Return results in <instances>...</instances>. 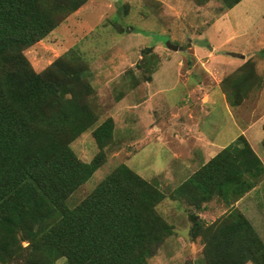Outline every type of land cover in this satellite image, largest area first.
Wrapping results in <instances>:
<instances>
[{"label":"trees","instance_id":"obj_1","mask_svg":"<svg viewBox=\"0 0 264 264\" xmlns=\"http://www.w3.org/2000/svg\"><path fill=\"white\" fill-rule=\"evenodd\" d=\"M86 1L0 0V264H147L173 233L156 209L166 196L198 209L214 191L204 184L217 185L220 196L233 189L237 199L264 172L239 135L173 192L164 193L121 163L69 207L67 198L104 162L114 121L107 117L95 125L99 150L80 161L70 143L97 122L88 99L94 88L82 75L88 64L68 50L35 71L24 51L54 29L61 14ZM218 1L231 8L240 0ZM142 60L135 66H144ZM255 82L260 75L248 59L221 86L229 103L238 105L241 90L250 91ZM189 218L191 238L202 244V264H264V241L240 211L208 225L195 213Z\"/></svg>","mask_w":264,"mask_h":264},{"label":"rangeland","instance_id":"obj_2","mask_svg":"<svg viewBox=\"0 0 264 264\" xmlns=\"http://www.w3.org/2000/svg\"><path fill=\"white\" fill-rule=\"evenodd\" d=\"M186 5L190 6L189 3ZM160 10V4L145 3L142 0H88L78 13L73 11L61 14L63 19L41 39L43 43H39V40L25 53L33 63L36 60L42 61L41 66L33 67L35 71H41L68 50L78 52L88 64V69L82 75L94 88V93L88 99L97 115V122L70 143L80 161H90L99 150L92 136L95 125L111 117L116 126L112 140L104 148V162L67 198L66 204L69 207L86 197L107 173L121 163L159 188L161 175L155 174L171 163L172 147L167 143L170 138L164 132H148V126L153 125L154 121L160 129L163 126L167 129V126L170 128L175 125L172 113L189 110L194 114V124L211 130L218 125L230 137L236 131L234 121L244 126L264 112V20L259 17L264 11V0H244L239 3L233 9L234 15L231 14L235 23L231 28H228L223 19H216L208 28L207 25L201 26L224 11L218 1L208 2L203 6L193 4L191 8L180 9L178 19L167 11L160 13L159 17L155 16ZM102 13L104 17L100 18ZM203 14L207 15L204 17ZM201 15L209 21L202 22ZM226 38H229L227 42ZM169 40L178 46L177 50L172 51L166 47ZM189 42L192 47H201L204 52L211 45H221L218 46L220 50L242 52L239 54L253 57L260 83L255 82L250 91L241 90V102L231 105L216 84H210L204 76L211 74L213 80H222L236 67L227 64L229 66L222 65L208 72L198 65L191 71L187 70L192 58V48H186ZM154 47L157 53H154ZM140 56L146 67L135 66ZM179 58L186 61L181 73L176 66ZM234 60L236 63L240 61ZM183 73H188V78H184ZM150 80L149 86H145V82ZM138 81L141 82V90L132 91L126 103L141 104L139 109L143 115L141 121L134 120L136 125L128 130L125 126L131 124L129 118L132 120L133 114L126 110L128 107H125L123 100L119 103L117 101L124 92L135 87ZM202 85L204 91L199 90ZM219 85L222 89L221 81ZM205 94L208 99L202 101ZM185 118L184 115L183 119ZM145 133L147 138H142L141 143L134 144V141L128 140L131 138L128 134L139 136ZM160 134L164 135V144L158 140ZM260 150L264 152L263 148ZM263 175L264 172L258 174L256 180ZM160 190L164 193L173 192L168 187ZM167 197L169 196L165 198ZM180 199L182 204L178 210L174 206L176 202L170 199L161 201L156 206L166 221L174 226L175 235L170 234L164 239L147 258V264L205 262L201 242H188L186 225L190 221L186 211L182 210L186 202L183 198ZM234 200L236 199L230 200L228 212L239 211L231 205ZM178 233L184 242L178 240ZM22 244L27 246L28 243L23 240ZM56 262L64 263L63 259ZM12 264L16 263L13 261Z\"/></svg>","mask_w":264,"mask_h":264},{"label":"crops","instance_id":"obj_3","mask_svg":"<svg viewBox=\"0 0 264 264\" xmlns=\"http://www.w3.org/2000/svg\"><path fill=\"white\" fill-rule=\"evenodd\" d=\"M142 1L145 3L148 2V3L160 4L161 10L155 13V16L159 17L160 13L167 11V12H172L174 14L173 18L178 19V11L180 9L191 8L193 4L203 6L208 2H213V1H218V0H207L204 3H197L195 0H177L175 2L174 1L168 2L167 0H142ZM242 1L244 0H240L237 4H235L231 8H224L222 6L224 11H222L220 15L218 16L216 15L214 18L212 17V20L208 22V24H202L201 26L207 25L206 28H208L214 24V21L216 19L217 20L223 19V22L228 26V28H231L232 24H235L234 21L231 19L232 18L231 14L233 13L234 15L233 9ZM86 2H88V0ZM86 2L74 12L78 13L82 9V7L86 4ZM218 2L222 5L220 1ZM186 3H189L190 6H187ZM203 15L205 17V15L207 14H203ZM103 17L104 16L102 13L100 15V18H103ZM259 17L262 20H264V11L259 15ZM200 18L202 22L206 21L207 23V20L209 21V19H204L202 15ZM225 40L227 42L229 38H226ZM206 42L208 43L209 41L206 40ZM39 43H43L41 39ZM167 44L176 46V49L169 48ZM218 46H221V45H218ZM218 46L211 45L209 46L207 51L204 52L201 47H198V46L197 48L192 47L189 42L186 45V48L187 49L189 47L192 48V52L190 54L192 58H191V62L188 63L190 64V68L187 70H190V69L193 70V68L199 65V66L204 67V70L211 72L210 70L216 67L219 68L220 66L227 65V64H231L234 68L236 67L234 69L236 70L239 66H241L248 59H250L254 63L255 68L257 67L256 62L253 57L252 58L248 57L244 53L239 54L242 52H237V51L229 52L226 50L223 51V50H220ZM166 47L172 51H175L178 49V46L174 44L171 40L166 42ZM27 51L28 50L24 51V53H26ZM153 51L154 53H157V49L155 47L153 48ZM140 58L141 56L138 59ZM203 59L204 61H202ZM234 59H239L240 61L236 63ZM29 61L31 62L33 67H35L36 65L41 66V62H42L41 60H36L33 63V61L30 59ZM163 63H161V67L163 66ZM184 64H186V61L184 59L179 58L177 60L176 66L178 67V71L180 73L182 72ZM130 77H132V75ZM204 77L207 79V81L210 84H216L215 86L223 94V96L225 97V100H227L226 94L222 91L219 85L221 79L215 81L213 80V77L211 76V74L205 75ZM184 78H188V73L184 74ZM151 81L152 80L145 82V86H149ZM137 83L138 84L135 87H133L132 89H129V91L124 92L121 96V99L117 101V103H119L120 101L123 100L125 107H128L126 108V110H128L130 114H133L134 118L132 120L129 118V122L131 124H126L125 126L127 127L125 129H128V130H131L132 126L136 125L133 121L134 120L141 121V116L143 115V112L139 109L140 107L139 105L141 104H135V103L127 104L126 103L132 91L141 90L140 89L141 82L138 81ZM199 90L204 91V86L202 85ZM212 93L214 94L215 91H212ZM207 99H208V95L205 94L201 100L206 101ZM184 115L186 117L185 119H183ZM172 117H174V120L176 121H173L175 122V125H172L170 128L169 126H167V129H166L165 126H163V128L160 129L159 126L155 125V121L153 125L150 124L148 126L149 128L148 132L153 131V130H157V131L160 130L161 132H164L167 135V138H170L168 139L167 143L172 147L171 148L172 149L171 163L166 165L164 168L158 170V172L155 174L156 176L161 175V178L159 180L160 182L158 183L160 189L163 187L165 188L168 187L169 191H171L177 186H179L182 182H184L186 179L192 176L193 173H195L199 168L207 164L223 148L234 143V141L239 135L244 136L250 148L255 153V155L259 158L264 168V152H261L260 150L261 148H263L262 140L264 139V112L261 113L260 116L257 117L255 120L251 121L250 123L244 126L234 121L236 125V131L232 135H230V137L226 133H224L223 130L218 125L214 126V128H212L211 130V129H204V128L202 129L200 125L194 124L195 117L192 111L188 110V111H183V112L182 111L174 112L172 113ZM115 127L116 126H114V128ZM147 133L143 135L139 134V136H132L131 134H128L131 137L128 140L134 141V144L139 143V142L141 143L144 138H145L144 140H146ZM158 136H159L158 140L161 142V144L162 143L164 144V135L160 134ZM246 176L249 177V175H246ZM204 185H206L205 186L206 189L210 191L214 189V191L210 197L204 198V200L201 202L200 208L194 209V207L189 204H186L185 208L182 207V210H185L186 214H188V219L190 221L186 225L188 242H196V241L201 242L199 237L195 239L191 238V235L189 232L190 225H192V222L189 218V214L191 212L195 213L203 221L204 225H208L212 223L213 221H215L220 216H223L224 214L228 212V210L230 209V206H229L230 200L233 199L232 197L233 189H230L231 191L229 190V193H226L225 195L220 196L218 194V191L216 190L217 185H213L212 182H210L209 184L208 183L204 184ZM166 199H170L171 201L176 202L174 206L176 207L177 210L181 208V205H180L182 204L181 199H178V198L171 199L167 197L163 199L162 201ZM231 205L239 209V211L250 221V223L252 224L253 228L255 229L259 237L264 241V175L262 177H259L256 180V182H254V185L249 190H247L245 193H243L239 198L234 200V202ZM174 235L175 234L172 233V236ZM180 236L181 235L178 233V238H179L178 240L183 241L182 239H180Z\"/></svg>","mask_w":264,"mask_h":264},{"label":"water","instance_id":"obj_4","mask_svg":"<svg viewBox=\"0 0 264 264\" xmlns=\"http://www.w3.org/2000/svg\"><path fill=\"white\" fill-rule=\"evenodd\" d=\"M167 45H168V47L171 48V49H176V46L169 45V44H167Z\"/></svg>","mask_w":264,"mask_h":264}]
</instances>
